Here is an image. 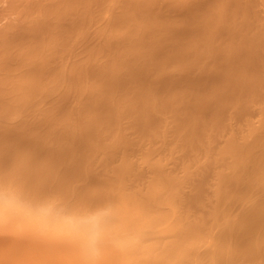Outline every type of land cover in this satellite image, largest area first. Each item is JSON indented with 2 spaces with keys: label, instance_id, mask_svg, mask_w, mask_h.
Masks as SVG:
<instances>
[{
  "label": "bare ground",
  "instance_id": "1",
  "mask_svg": "<svg viewBox=\"0 0 264 264\" xmlns=\"http://www.w3.org/2000/svg\"><path fill=\"white\" fill-rule=\"evenodd\" d=\"M60 114L69 151L52 132ZM34 123L53 129L22 137ZM9 157L114 179L129 207L147 203V252L109 244L110 264L259 259L264 0H0V164Z\"/></svg>",
  "mask_w": 264,
  "mask_h": 264
},
{
  "label": "snow or ice",
  "instance_id": "2",
  "mask_svg": "<svg viewBox=\"0 0 264 264\" xmlns=\"http://www.w3.org/2000/svg\"><path fill=\"white\" fill-rule=\"evenodd\" d=\"M114 179L44 174L5 158L0 164V264H110L102 248L148 250L154 226L146 202L129 207ZM135 224V229L129 225ZM131 264V262H125ZM236 264H264V248Z\"/></svg>",
  "mask_w": 264,
  "mask_h": 264
},
{
  "label": "rangeland",
  "instance_id": "3",
  "mask_svg": "<svg viewBox=\"0 0 264 264\" xmlns=\"http://www.w3.org/2000/svg\"><path fill=\"white\" fill-rule=\"evenodd\" d=\"M48 104H49V103H48ZM33 113H34V112H33ZM35 114H37V111H35ZM48 115H49V114H48ZM61 115H62V114H60V116H61ZM61 117H63V116H61ZM64 117H65V116H64ZM64 117L62 118L63 120L61 119L62 122L59 120L60 118L56 120V121H60V122H61L60 124H57V126H54V127H53V126H50V127H53L54 129H53V128L50 129V127H47V126L50 125L48 122L45 123V125L48 123L47 126H46L47 128H46V127L44 128V126H41V125H39V124L37 125L36 123H34L35 126H34V125H33V126L31 125L32 127H31L30 125H28L29 128H30L31 130L28 129V128H25L24 131H23V134H24V135L22 134V137L25 136L24 138H26V139H27L28 137H32V139L38 141V138H39V135H38V134L41 135L40 138H41V137L43 138V136H44L45 134L49 133V132L53 129L52 132L55 131V132H54V136H56L55 134H56V132H57V133H58L57 136L59 135L58 137H59V139L61 140V138H62V139L64 138L63 136H65V133H66V132H65V129H66V128L63 129V130H61V129H62L61 127L64 125V124H62V123H63V122L65 121V119H66V118H64ZM60 126H61V127H60ZM39 127H40V129H41V128H44L42 132H41L40 130H38ZM59 127H60L61 129H58ZM27 129H28V130H27ZM45 129H49L50 131H49V130H46V132L48 131V132L46 133V132H44ZM33 130H34V131H33ZM41 130H42V129H41ZM37 131H38V133H36ZM61 131H64V132L61 134L62 136L59 134V132H61ZM66 131H67V130H66ZM43 132H44V133H43ZM26 136H27V137H26ZM24 138H21V140L24 141V142H22V143H25V142H26V140H24ZM40 138H39V140H40ZM42 138H41V140H42ZM65 140H66V139H65ZM65 140H61V141H59L58 144L61 145V147H62L65 151H66V150L69 151V147H70V148H72V147H71V145L68 144ZM64 141H65L66 143H65ZM56 143H57V142H56ZM56 143H55V144H56ZM66 144H67L68 146H64V145H66ZM54 146H55V145H54ZM80 150L82 151L83 149H80ZM80 150H79V151H80Z\"/></svg>",
  "mask_w": 264,
  "mask_h": 264
},
{
  "label": "clouds",
  "instance_id": "4",
  "mask_svg": "<svg viewBox=\"0 0 264 264\" xmlns=\"http://www.w3.org/2000/svg\"><path fill=\"white\" fill-rule=\"evenodd\" d=\"M11 210L12 209L10 205L8 204V202L3 199H0V212H9Z\"/></svg>",
  "mask_w": 264,
  "mask_h": 264
}]
</instances>
